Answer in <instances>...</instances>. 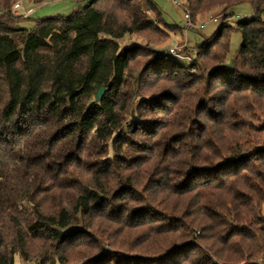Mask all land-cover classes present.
I'll use <instances>...</instances> for the list:
<instances>
[{
	"label": "trees",
	"instance_id": "16d2710c",
	"mask_svg": "<svg viewBox=\"0 0 264 264\" xmlns=\"http://www.w3.org/2000/svg\"><path fill=\"white\" fill-rule=\"evenodd\" d=\"M75 1L0 0V264H264V0H182L223 12L186 66L154 0Z\"/></svg>",
	"mask_w": 264,
	"mask_h": 264
},
{
	"label": "rangeland",
	"instance_id": "374dc122",
	"mask_svg": "<svg viewBox=\"0 0 264 264\" xmlns=\"http://www.w3.org/2000/svg\"><path fill=\"white\" fill-rule=\"evenodd\" d=\"M89 2L90 0H85ZM106 0L102 1V5ZM160 11L162 13V18L164 22L168 25H175L179 30L171 32L169 38L165 43L155 46L161 55H168L173 60H176L178 64L186 66L195 56L196 45L201 44L205 41L206 38L211 37L219 28L221 18H222V9L215 8L211 12L205 14L202 17H198V22L203 21L210 17H217V22L209 21L204 28L190 30L185 26V18L183 8L181 6L182 0H178V3L175 0H154ZM99 2V1H98ZM14 3H18L19 0H14ZM85 2H76L75 0H52L50 4H35L32 0H20L21 8L19 9L20 13H26L28 9H31L26 15L29 16V19L21 24L23 27L31 28L35 26L34 20L37 18H42L50 15H61L69 16L74 10L78 7L84 5ZM101 3V2H100ZM99 3V4H100ZM13 10V8H12ZM14 12V10H13ZM231 15L229 21L231 24H234L238 20L249 18L253 15V6L251 3L245 2L233 6L229 11ZM197 22V23H198ZM121 44H132L136 42L143 43V39L139 37H124L119 40ZM242 42L241 34L232 30L230 33V45L229 53L226 57L225 64L229 65L233 58V55L239 49V46ZM178 45L179 49L175 53H169V48ZM154 47V46H153ZM264 213V207H263ZM13 264H22L21 260L16 255L14 257Z\"/></svg>",
	"mask_w": 264,
	"mask_h": 264
},
{
	"label": "built area",
	"instance_id": "2783aa9c",
	"mask_svg": "<svg viewBox=\"0 0 264 264\" xmlns=\"http://www.w3.org/2000/svg\"><path fill=\"white\" fill-rule=\"evenodd\" d=\"M176 3H178V0H175ZM19 7L18 3L13 4V10L17 9ZM184 18L186 20L185 26L187 29H194V28H204L207 22L212 21V22H217L218 18L217 17H210L207 18L203 21H200L198 23H193L191 20V15L188 11L184 12ZM179 49V46L176 45L174 47L169 48V53H175Z\"/></svg>",
	"mask_w": 264,
	"mask_h": 264
},
{
	"label": "water",
	"instance_id": "95a60500",
	"mask_svg": "<svg viewBox=\"0 0 264 264\" xmlns=\"http://www.w3.org/2000/svg\"><path fill=\"white\" fill-rule=\"evenodd\" d=\"M104 91H105V87H104V86H101V87H99V88L97 89V91H96V93H95V98H96V100H100V99H101V97H102Z\"/></svg>",
	"mask_w": 264,
	"mask_h": 264
},
{
	"label": "crops",
	"instance_id": "0c3cea01",
	"mask_svg": "<svg viewBox=\"0 0 264 264\" xmlns=\"http://www.w3.org/2000/svg\"><path fill=\"white\" fill-rule=\"evenodd\" d=\"M45 4H50V2H47ZM21 8V4H20V0H19V7L17 9L14 10V13H20L19 9ZM29 11H31V9H28L26 13H29ZM26 13H23L24 15H26Z\"/></svg>",
	"mask_w": 264,
	"mask_h": 264
}]
</instances>
